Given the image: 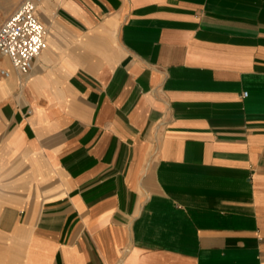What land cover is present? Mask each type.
Masks as SVG:
<instances>
[{"label":"crops","instance_id":"crops-1","mask_svg":"<svg viewBox=\"0 0 264 264\" xmlns=\"http://www.w3.org/2000/svg\"><path fill=\"white\" fill-rule=\"evenodd\" d=\"M40 5L31 70L0 53V264H264V0Z\"/></svg>","mask_w":264,"mask_h":264},{"label":"built area","instance_id":"built-area-1","mask_svg":"<svg viewBox=\"0 0 264 264\" xmlns=\"http://www.w3.org/2000/svg\"><path fill=\"white\" fill-rule=\"evenodd\" d=\"M38 1L22 0L0 24V53L7 55L13 67L22 73L31 70L35 58L45 48V28L36 15ZM0 73L8 74L4 69Z\"/></svg>","mask_w":264,"mask_h":264},{"label":"rangeland","instance_id":"rangeland-1","mask_svg":"<svg viewBox=\"0 0 264 264\" xmlns=\"http://www.w3.org/2000/svg\"><path fill=\"white\" fill-rule=\"evenodd\" d=\"M40 4H41V1L37 4V6H39V8H40V6H41Z\"/></svg>","mask_w":264,"mask_h":264},{"label":"bare ground","instance_id":"bare-ground-1","mask_svg":"<svg viewBox=\"0 0 264 264\" xmlns=\"http://www.w3.org/2000/svg\"><path fill=\"white\" fill-rule=\"evenodd\" d=\"M41 0H39L38 2H37V4L40 2Z\"/></svg>","mask_w":264,"mask_h":264}]
</instances>
